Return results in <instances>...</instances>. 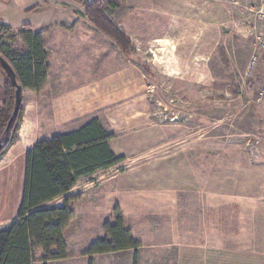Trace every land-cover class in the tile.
<instances>
[{
  "label": "rangeland",
  "instance_id": "obj_1",
  "mask_svg": "<svg viewBox=\"0 0 264 264\" xmlns=\"http://www.w3.org/2000/svg\"><path fill=\"white\" fill-rule=\"evenodd\" d=\"M51 1L0 0V24L9 22L4 39L12 49L21 50L23 43L18 36L9 40L11 34H17L25 26L49 25L61 15L54 12L49 5ZM116 1L118 8L110 11L106 6V13L131 42L128 52L122 50L124 64L128 60L137 63L151 89L148 126L152 135L138 157H130L96 175L94 181L149 158L158 160L156 164L163 167L166 161L176 159L179 172H188L184 166L187 163L189 181L197 176L202 178L203 211L208 209L209 197L220 196L225 200L218 210L210 213L218 217L221 246L212 252L205 249V263L264 264V99L257 95L264 82V51L258 46V35H264V23L249 11L261 0ZM34 3L39 4V10H31ZM252 56L257 63L250 69ZM222 59L223 77L214 78L209 66ZM2 79L0 73V85ZM32 100V93L24 90L23 111L25 103ZM20 123L12 145L21 140ZM9 148L0 159V228L16 218L24 179L25 154L20 152L7 161L5 154H9ZM129 148L127 151L135 146ZM167 149L181 150V155L167 154ZM131 172L122 176L142 173L138 168ZM164 172L161 170L160 176ZM81 180L80 189L84 188L83 182L91 179ZM146 184L154 187L151 181ZM76 191L75 188L70 192ZM194 192L195 188L191 193L193 208L197 196ZM229 195L239 202L250 198L251 203L230 204L226 198ZM80 225L78 221L73 224L69 237L71 248L76 251L86 250L85 243L91 234L81 232ZM232 231L237 233L234 246L227 245L228 240H233Z\"/></svg>",
  "mask_w": 264,
  "mask_h": 264
},
{
  "label": "crops",
  "instance_id": "obj_2",
  "mask_svg": "<svg viewBox=\"0 0 264 264\" xmlns=\"http://www.w3.org/2000/svg\"><path fill=\"white\" fill-rule=\"evenodd\" d=\"M80 1L84 0L51 1L49 5L54 12L61 14L56 21L38 27L28 23L32 30L43 31L47 78L40 91L28 90L34 100L25 103L19 133L28 139L20 136V142L12 145L9 154H5L7 161L20 152L25 154L39 138L75 130L91 118H97L108 132L114 134L109 144L115 154L125 156L122 162L138 157L142 148L148 145L152 132L148 126L151 124L148 115L151 89L147 79L137 63L128 60L124 64L122 49L83 16ZM38 5L32 4L31 10H39ZM3 24L10 26L6 21ZM134 124L139 125L134 128ZM115 126L120 129L116 130ZM133 145L135 149L127 151ZM135 150L140 152L132 153ZM165 153L175 156L181 150L167 149ZM157 161L149 158L146 162L136 163L122 172L95 180V186L92 183L96 175L119 163L80 178L70 190L76 188L77 191L68 193L78 195V198L73 202L75 216L63 233L67 257L42 261L43 251L37 249L39 255L32 264H207L205 249L212 252L221 246L218 217L214 218L210 213L213 209L218 210L225 200L213 195L208 198L207 211H203L201 176L189 181L187 163L184 166L188 172H179L178 160L166 161L164 167L158 166ZM134 168L142 173L122 176L133 173ZM161 170L165 171L163 177ZM146 173L153 175L145 176ZM81 179L91 180L83 182L84 188L80 189ZM123 180L125 184H122ZM149 181L154 187L146 184ZM194 188L197 196L193 208L191 193ZM226 198L234 205L251 203L250 198H244V202L230 195ZM115 206L122 214L124 227L139 246L97 254L72 250L69 237L73 224L78 221L81 232L91 233L85 243L88 246L104 235L103 223L112 219ZM230 237L233 240H228L227 245L234 246L237 233L232 231Z\"/></svg>",
  "mask_w": 264,
  "mask_h": 264
},
{
  "label": "trees",
  "instance_id": "obj_3",
  "mask_svg": "<svg viewBox=\"0 0 264 264\" xmlns=\"http://www.w3.org/2000/svg\"><path fill=\"white\" fill-rule=\"evenodd\" d=\"M83 14L101 32L113 39L124 52L131 42L128 36L106 13L118 8L116 0L80 1ZM106 4V5H105ZM8 27L0 24V55L13 68L16 81L24 90L38 92L45 86L47 78V52L42 33L25 26L9 40L18 36L21 50L12 49L4 39ZM224 59L209 66L214 78H222ZM223 61V62H222ZM220 66V72H217ZM3 77L0 85V159L13 144L22 119V100L17 116L8 129L6 125L12 113L15 87L0 68ZM113 133L108 132L97 118H91L79 128L49 137L39 138L25 153L22 196L16 218L0 228V264H32L36 250L42 249V261L67 257L64 230L75 216L73 207L77 195H68L77 181L83 177L110 168L125 159L111 149L109 141ZM59 201V202H57ZM104 235L86 247V254H97L137 248L139 244L131 232L124 227L123 217L115 206L112 220L103 223Z\"/></svg>",
  "mask_w": 264,
  "mask_h": 264
},
{
  "label": "water",
  "instance_id": "obj_4",
  "mask_svg": "<svg viewBox=\"0 0 264 264\" xmlns=\"http://www.w3.org/2000/svg\"><path fill=\"white\" fill-rule=\"evenodd\" d=\"M0 68L7 75L11 84L15 87L14 106H13L12 113H11V115L8 119L7 125H6V129H8V127L10 126V124L12 123V121L14 120V118L17 116V114L19 112V108H20L21 100H22L21 99V88L16 81V75H15L13 68L1 55H0ZM0 148H1V144H0Z\"/></svg>",
  "mask_w": 264,
  "mask_h": 264
},
{
  "label": "built area",
  "instance_id": "obj_5",
  "mask_svg": "<svg viewBox=\"0 0 264 264\" xmlns=\"http://www.w3.org/2000/svg\"><path fill=\"white\" fill-rule=\"evenodd\" d=\"M249 11L253 13V16L256 19L264 23V0H261L260 4L257 6H251L249 8ZM258 46L261 50L264 51V35L262 34L258 35ZM256 63H257V58L255 56H252L249 62L250 69L253 68ZM257 95L259 99H264V82L258 89Z\"/></svg>",
  "mask_w": 264,
  "mask_h": 264
}]
</instances>
